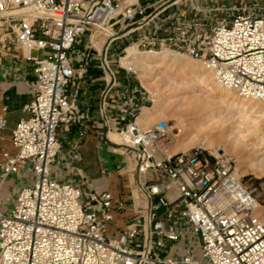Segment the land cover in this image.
Returning <instances> with one entry per match:
<instances>
[{
  "label": "built area",
  "instance_id": "obj_1",
  "mask_svg": "<svg viewBox=\"0 0 264 264\" xmlns=\"http://www.w3.org/2000/svg\"><path fill=\"white\" fill-rule=\"evenodd\" d=\"M147 18L134 29H147L132 44L136 50L186 57L216 88L264 103V0H0V53L12 47L33 76L26 116L10 132L15 153L0 162V188L26 165L32 179L7 210L0 202V264H264V213L233 161L199 146L172 153L174 135L163 120L139 127L147 99L129 69L123 70L130 86H121L112 124L106 123L128 148L121 151L126 167L129 157L133 165L127 181L135 218L109 235L112 211L124 204L108 191L95 194L58 179L59 128L90 120L78 95L90 50L102 69L92 37L101 48L109 41L107 62L110 47L133 30L118 32ZM111 74L106 90L104 71L102 102L116 85ZM136 181L150 200L148 231L147 201Z\"/></svg>",
  "mask_w": 264,
  "mask_h": 264
},
{
  "label": "crops",
  "instance_id": "obj_2",
  "mask_svg": "<svg viewBox=\"0 0 264 264\" xmlns=\"http://www.w3.org/2000/svg\"><path fill=\"white\" fill-rule=\"evenodd\" d=\"M139 2L148 4L152 0H139ZM145 31L140 30L134 33L133 30L120 40L129 39L132 41V45L134 44V38L131 37H134V34L139 37ZM115 44L110 47L109 52L114 53L113 46ZM89 69H92L90 65H88ZM32 80L33 76L30 66L21 60L19 54L0 53V116H3L5 120V128L0 131V162L4 153L9 155L15 153V149L10 142V132L16 122L26 116L22 109L32 99ZM102 80L104 79L101 77L94 79L90 74H86V81L78 95V103L82 110L89 112L90 120L80 127L59 128L58 137L61 149L53 168L58 172V179L60 181H69L74 185H77L78 182L75 179H70L68 176L73 170L82 168L89 178V183L84 189L95 194L108 191L112 195L114 202L120 201L124 204V210L112 211L113 221L108 225V233L111 236H117L136 216L135 211L133 212L131 208L129 184L125 183L127 180L119 177L122 174L114 175L111 180L103 183L100 168L103 164H109V166H114L118 169L119 164L125 162V159L119 153L117 154L123 157V159L112 155L115 154L112 148H108L112 151L111 153L107 149L100 147L97 142L98 133L102 131L103 134V118L100 110L102 109L104 119L111 126L112 122L110 119L116 114V107L120 98V88L121 86H130V83L125 80V76L124 81L121 83H118L115 79V87L111 89L106 95L104 102H102L101 95L105 89V82L102 83ZM98 81L102 83V89L95 87V83ZM93 87L95 88L93 89ZM97 93H99L98 96H96ZM31 182L32 179L27 165L24 166L19 174L10 175L0 188L2 211L7 210L13 204L17 193L22 188L31 185ZM122 183L125 184L127 189L126 196L122 194L123 190L119 186ZM133 197L136 199L134 194Z\"/></svg>",
  "mask_w": 264,
  "mask_h": 264
},
{
  "label": "rangeland",
  "instance_id": "obj_3",
  "mask_svg": "<svg viewBox=\"0 0 264 264\" xmlns=\"http://www.w3.org/2000/svg\"><path fill=\"white\" fill-rule=\"evenodd\" d=\"M131 38H134V41H135L137 40L138 36L134 34V37H131ZM131 43L132 41L129 39L119 40L118 43L113 46V49L115 50L114 53L108 52L107 54L106 61L108 62L109 68L111 70L112 69L114 70L115 79L118 83L123 82L124 76H125V72L123 70L125 69V67L121 66L119 62L120 58L125 57L128 50H132L137 54L142 53V55H146V53H143V51L136 50L134 48V45H131ZM86 52H84V55L88 53ZM8 53L10 54L14 53V50L12 47L10 48ZM147 54H151V53H147ZM152 54H156V55L166 54L167 56L172 57L175 63L171 67H169L170 64H168L166 67L164 66L159 67L158 71L153 69L152 71H149L148 73L142 70L133 71L131 72L132 82L140 89V92L144 94L145 98L147 99L144 104V108L153 107L154 106L153 101L157 100L158 98L165 99V100L167 99L172 100V102H170L169 105L167 103L164 104V106L168 105V109L164 111L163 114L160 115V117L156 118V122L158 120H163V121L172 120L168 122V124L175 123L176 121H179L181 123L178 127V130L172 131L174 135L173 136L174 144L171 149V152L174 153L172 150L175 147L181 148V152H186L194 147H197L195 142L190 141V138L193 136L197 137L198 139L207 138L211 142V146H210V149H208V152L211 155L215 156V154L211 153L214 150L213 152H215L216 154L221 153L224 156L230 158L233 161L235 168L238 171V174L242 177L243 184L252 192V195L256 199L257 203L260 206L264 207V176L260 178H256L248 174V169L250 168L251 163L256 162L257 160L259 161L261 159L262 160L264 159V154L259 153V151L264 152V149L260 150L258 148L259 147L257 145L259 144L258 139L256 137H250L249 140L245 143L237 142L235 144H232L233 140H231L228 144L227 143L225 144L226 146L224 145L223 143L224 140H222L223 138L220 140V137H223L222 136L223 134L224 136H226L228 134V131H230V128H232L235 125L234 123L237 118V115H234L232 119H230V121L226 122L224 124L225 127L213 125V126H209L203 129L204 131L197 132L198 130L197 128L200 127V124L205 122V121H202L203 115L207 113L208 111H210L212 108H207L206 106L201 105V103L196 104L193 100H191L190 97L192 96V94L190 93V89H189L190 87H188V85H183L179 81L180 79H177V78L175 79L174 77L176 76L177 73L180 72L181 68L188 70L189 65L194 66V67L200 66V65L194 61H191L190 59L186 57H183L180 55H173L168 52L152 53ZM88 58H87V63L88 65L92 67V69H89L87 71V74H90L94 79H99L100 77L104 79L105 78L104 71L100 68V61L98 59L97 53L94 50H90ZM119 65L122 69L119 68ZM153 65H156V64L153 63ZM183 79L187 81L185 75L183 76ZM102 83H104V80H102ZM102 83L100 81L96 82L95 87L97 89H102L103 87L101 85ZM147 83L152 84V85L147 86L146 85ZM95 87H93V89ZM98 95L99 93L96 94V96ZM97 112H99V110H97ZM219 114H220L219 117H221L222 115L225 114V112H222ZM142 129L147 130L146 128H143V127ZM260 130L264 132V125L260 127ZM177 131L179 134L178 136L175 137V135L177 134ZM111 133L112 134L114 133L115 135H117L115 132L111 131ZM107 137H108V134H107ZM97 144L100 147H103V149L105 148L108 151H110L109 150L110 147H108L102 140V131L98 133ZM110 152L112 153V151ZM112 155H115L119 159H123V157H121L117 153L112 154ZM128 161L129 162H128L127 167L125 165V162H123L122 164H119L118 169H116L114 166H109V164H103L100 168L101 179L103 183H106V181L111 180L112 177H114V175H118V174H122V176H119V177L124 178V180H127V177L129 176V181L131 182L130 177L132 174H130L129 172H131L132 163L130 162V160ZM263 163L264 161L262 162V165L264 168ZM68 177L70 179H75L78 182V184L82 186L83 188H85L89 183V178L88 176H86L82 168H77L76 170H73L71 174H69ZM126 182L128 183V181H125V183ZM119 186L123 190L122 194L126 196L127 189H126L125 184L122 183ZM136 193H133V194L135 198H138L140 201L139 193L138 192ZM140 205H141V202H140ZM262 211L264 213V210Z\"/></svg>",
  "mask_w": 264,
  "mask_h": 264
},
{
  "label": "bare ground",
  "instance_id": "obj_4",
  "mask_svg": "<svg viewBox=\"0 0 264 264\" xmlns=\"http://www.w3.org/2000/svg\"><path fill=\"white\" fill-rule=\"evenodd\" d=\"M102 43H103L102 40L95 39V36L92 37V44L95 46V48L98 51L101 52L103 50V48H101ZM119 62L121 66L125 67L126 69H129L131 72L142 70V71H146V73L152 71L153 69L158 71L159 67L162 66L166 67L168 64H170L169 67H171L175 63L174 59L170 56H167L166 54L156 55L152 53L151 54L146 53V55H142V53L137 54L132 50H128L125 57L120 58ZM104 63L106 68L108 69V72L111 73L112 70L108 68V64L107 62H105V58H104ZM153 63H155L156 65H153ZM184 75L186 76L187 81L183 79ZM174 78L180 79L179 81L183 85H188V87H190L189 88L190 93L192 94L190 99L193 100L196 104L201 103V105L206 106L207 108H212L210 111H208L203 115L202 121L205 122L200 124V127L197 128L198 129L197 132L204 131L203 129L213 125L224 126V124L230 121V119H232L234 115H237V118L234 123L235 125L232 128H230V131H228V134L226 136H224L223 134L222 135L223 137H220V140L223 138L222 140H224L223 143L225 145L226 143L228 144L231 140H233L232 144H235L237 142L245 143L249 140L250 137H256L259 143L257 144L259 146L258 148L260 150L264 149V132L260 130V127L264 125V103L244 101L239 97L237 98V96L234 94L236 96L235 97L231 92L216 88L215 85L213 84L212 78L209 75V73H207L201 66L194 67L189 65L188 70L181 68L180 72L177 73ZM106 79L110 81V77L108 76V74L106 76ZM146 85L150 86L152 84L147 83ZM170 102H172V100L170 99L165 100L158 98L157 100L153 101L154 103L153 107L142 109L140 115L136 119V123L138 124V126L141 128L143 127L146 129L148 128L151 129L156 123V118L160 117V115H162L163 112L168 109V105ZM165 103H167L168 105L164 106ZM222 112H225V114L219 117L220 116L219 113ZM170 121L172 120H167L165 122L168 124V122ZM170 124H168V126L173 131V130H178V127L181 123L179 121H176L175 123H172L171 126ZM178 134L179 133L177 131L175 137L178 136ZM106 139H107V134H106ZM107 140L110 143L117 146L126 145L123 138H121L118 134L117 135H115L114 133L112 134L111 131L108 132ZM190 141L195 142L196 146H199L206 151H208V149H210L211 146V142L207 138L198 139L197 137L193 136L190 138ZM113 151L115 153L122 154L121 149H113ZM172 151L174 153L177 152L180 153L181 148L175 147L173 148ZM213 151L211 153L216 155V153ZM259 153L264 154V152H260V151ZM128 160H130L131 162L130 157L128 158ZM263 161L264 159L263 160L261 159L259 161L257 160L256 162L251 163L250 168L248 169V174L256 178H260L264 176V168L262 165ZM132 169H133V165L131 167V171ZM130 178L132 182L133 181L132 175ZM133 192L136 193L138 192V190L133 189ZM135 203L136 206H140V201L138 198L135 199ZM260 209L264 210V207L260 206Z\"/></svg>",
  "mask_w": 264,
  "mask_h": 264
},
{
  "label": "water",
  "instance_id": "obj_5",
  "mask_svg": "<svg viewBox=\"0 0 264 264\" xmlns=\"http://www.w3.org/2000/svg\"><path fill=\"white\" fill-rule=\"evenodd\" d=\"M150 18V17H149ZM149 18L139 22V23H135V24H132L128 27H126L125 29L121 30L118 32L117 34V37H120L122 35H124L125 33L131 31V30H134L142 25H144L148 20ZM109 41L106 43V45L104 46L102 52H101V67L102 69L108 74V76L110 77V81H109V84L107 85L106 87V90H108L112 84H113V76L110 72H108V69L106 68L105 66V63H104V56H105V51H106V47L108 45ZM101 112V115H102V118H103V134H102V140L103 142L110 148H113V149H121V150H128V148L124 147V146H117V145H114L112 143H110L107 139H106V134L108 133V126H107V123H106V120L104 119V116H103V112H102V109L100 110ZM137 161H139V155L137 156ZM136 185L138 186L139 190L141 191V193L145 196L146 198V201H147V209H146V227H147V231H148V228H149V220H148V216H149V207H150V200H149V197L146 195V193L142 190V188L139 186V183L138 181H136ZM148 241V240H147Z\"/></svg>",
  "mask_w": 264,
  "mask_h": 264
}]
</instances>
